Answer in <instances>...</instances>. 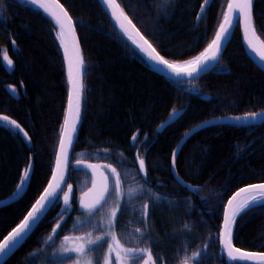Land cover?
<instances>
[{
    "label": "trees",
    "instance_id": "16d2710c",
    "mask_svg": "<svg viewBox=\"0 0 264 264\" xmlns=\"http://www.w3.org/2000/svg\"><path fill=\"white\" fill-rule=\"evenodd\" d=\"M57 1L74 23L84 57L81 125L67 184L74 186L71 167L80 153L116 168L121 187L123 176L132 171L142 193L127 208L142 213L140 221L135 213L128 224L140 229L142 248L151 253L149 264H178L187 251H197L201 264H236L221 249L223 216L235 193L264 184V124L213 123L192 134L178 152L175 173L195 192L179 186L170 168L176 146L193 127L264 113V73L247 57L239 28L218 70L177 86L122 39L98 0ZM229 1L212 0L198 20L204 0H115L155 51L178 65L209 47ZM252 13L255 35L264 47V0H255ZM68 99L67 64L55 22L28 1L0 0V114L19 123L31 138L29 142L0 121V203L13 198L22 173L32 166L22 198L0 208V242L50 182ZM175 112L181 116L164 129ZM140 159L145 161L143 175ZM70 204V213L57 219L64 206L59 201L5 264L54 263L63 238L81 215L75 194ZM127 208L121 205L116 222ZM233 244L264 253V204L236 217Z\"/></svg>",
    "mask_w": 264,
    "mask_h": 264
},
{
    "label": "snow or ice",
    "instance_id": "6c2138e0",
    "mask_svg": "<svg viewBox=\"0 0 264 264\" xmlns=\"http://www.w3.org/2000/svg\"><path fill=\"white\" fill-rule=\"evenodd\" d=\"M30 2L34 6H38L39 8H44V5L43 3H41V0H30ZM102 2L105 5H111L113 0H102ZM210 2L211 0H204L205 4H209ZM252 6H253V0H236L235 6L233 3H229L228 10L229 12L233 13L232 17L231 18L226 17L224 23L220 24L219 30L215 34V39L209 45L208 50H206L200 56H197L195 60L187 61L185 66H181L175 63H170L168 60L164 59L162 56L159 55L151 56L150 57L151 61L163 69L170 70V72L174 74L175 77H186L189 80L199 76L201 73L218 70L220 66L217 61V53L223 51L224 43L231 35V29L233 27L240 26L242 24L244 26L245 34H247L249 27L252 26L253 23ZM44 10L47 11L46 8H44ZM201 11H203V7ZM65 16H67L66 12H65ZM125 19L128 20V23L130 25L132 24V21L128 19L127 16H125ZM57 23H60L61 28H63V24L59 21V19H57ZM225 24H227L228 26L225 27ZM121 28L123 29V25H121ZM140 39L143 40L144 44L148 45V48H152V44H150L149 41L143 35L140 36ZM133 43L135 44V41H133ZM136 47L141 51H143L140 45H136ZM152 50L153 52L155 51L154 48H152ZM253 50L255 51V49ZM209 52H211V55H209ZM65 54H67V48H65ZM79 55H80L79 49H76L77 62L81 64V67H83L82 62L79 61ZM3 59L4 61L7 62L9 66L12 65L13 62L11 59L7 57V55H4ZM260 59L264 60V53L260 55ZM69 82L72 84V93L69 96L68 116L64 120V130H63L62 138L60 140L61 156L57 157L58 168L61 157L63 158L65 164H67L68 162V153L65 151V141H67V144L69 146L73 145L74 136L72 134L76 132L77 123L80 119L81 85L79 84L78 79L73 78L71 61L69 62ZM173 83L177 86H183L185 80L176 79L175 81H173ZM11 91L14 94L16 93L15 88H12ZM180 116H181L180 112H175L172 116H170L169 124L175 122V120H177ZM257 118H259L262 122H264V113L254 112L249 115H245L243 117L238 116L234 118V121L236 125H240L242 122L255 123ZM0 121L7 122L9 125L13 126L15 130H18V133L22 134L23 137L30 142L31 138L29 137L28 133L15 120H10L8 116L3 115L0 116ZM212 123L214 122L208 121L205 124L199 125V127L202 128L205 127L206 124H212ZM136 139H137L136 136L132 137L133 142H135ZM172 162H173V170H174L175 152L173 153ZM89 167L92 166L90 165ZM105 167L108 169L109 175L103 177L102 188L98 196L96 197L95 202L92 204L81 203V208L88 214L89 217H91L92 220L91 227H93L94 229L103 226L102 220L99 223L95 222L96 216H99L102 212L105 211V209H111L110 201H115L121 195L120 192L121 179L120 176L117 174V169L111 167V165H106ZM31 168L32 166L28 165L27 170H25L22 173L23 178L18 182L19 186L15 189L13 193V198L16 197L22 198L21 194L24 193V184L30 180ZM139 171L140 172L145 171V161L143 159L139 160ZM173 174L175 175V171L173 172ZM53 178L55 179V177ZM178 183H180L184 187H188L187 185H184L183 181L178 180ZM65 187L67 188V191H65L64 188L61 187V184L59 183H57L56 185L49 184L48 188L43 190V195H40L39 199H37L35 203L31 206V210L27 212V215L23 218V221L17 227L13 228L12 231L6 237H4L3 241L0 242V261H2L4 257L8 256L10 253H14L15 250H18V248L22 246V244L26 241V238L34 230V228L37 227L38 224L42 222L44 218H46V214L49 211L54 210L55 207L58 206L61 194L63 195L64 206L61 208L60 212L58 213L57 219H60L65 214L70 213L71 211L70 199L72 193V185L65 184ZM252 187L259 188L262 190L260 194V198L258 199L256 196H253L250 201H246L238 211L233 213L231 217H229L227 213H225L222 235L228 237L231 236V229L235 226L236 217H238L240 213L244 212L245 210H250L254 206H260L264 204V184L253 185ZM242 190H246V189H242ZM192 191L195 192V189H193ZM237 195H239V193H237ZM235 198L236 197L233 196L232 199L228 200L229 207H231L232 201L235 200ZM147 207L148 206L145 205V209H147ZM116 216H117V209H111L110 211L111 219L108 225L109 228L114 226V221L116 219ZM56 227L59 228L60 225L57 223ZM136 231L139 232L140 229L137 228ZM53 232L55 234V229L53 230ZM51 238L52 237H49V239ZM100 239H102V237L97 238V240ZM93 243H95V241H93ZM225 247L228 249L227 256L232 259H235V257H232L231 245L229 243H226ZM68 251L76 252L79 255L84 252V248L80 247L71 250H67V249L65 250V252ZM131 251L132 250L130 249L129 252ZM237 251H239V249H237ZM247 255L249 256V258H255L259 256L260 260L264 261V253H250ZM71 259H72L71 257H68L63 262V264H70ZM151 259H152L151 253H148V260L145 261L144 264H149ZM105 264H107V260ZM195 264H200V261L196 260Z\"/></svg>",
    "mask_w": 264,
    "mask_h": 264
},
{
    "label": "rangeland",
    "instance_id": "374dc122",
    "mask_svg": "<svg viewBox=\"0 0 264 264\" xmlns=\"http://www.w3.org/2000/svg\"><path fill=\"white\" fill-rule=\"evenodd\" d=\"M184 64L186 63L179 65ZM0 116H3V114H0ZM9 119L13 120L10 117ZM90 165L92 167H89ZM106 165L108 164L98 161L96 158H91L87 153L75 155L71 167L75 170L73 172V180L75 182L72 187L71 197L75 194V202H77V206L81 210V215L76 218V224L78 225L63 238L58 257H56L55 262L52 264H63L68 257L72 258L70 264H105L106 260L107 264H143L148 258L149 251L142 248V240L138 236L140 232L136 230L135 232L131 231L136 229V226L131 224L132 222L130 223L131 225L128 224L129 218L132 219L135 213L139 216L137 219L140 221L141 209L135 211L127 208L131 205L133 206L137 196L142 193L141 185L138 183L135 173L130 171L127 174L133 175L126 174L123 176L122 179L125 180V183H122V187L120 188V197L115 201H110L111 209H117V216L113 227L109 228L108 226L111 219V209H105L99 216H96L95 222L99 223L102 220L103 226L94 229L91 227V217L81 208V203L92 204L95 202L102 188L103 177L109 175V171L105 167ZM64 190L67 191V188L64 187ZM60 201L63 203L62 194L60 195ZM122 204L129 211L126 209L127 213L124 215V218L116 222L120 217L119 213ZM121 230L124 232H119ZM118 232L121 234H118ZM98 237H102V239L97 240ZM80 247L84 248V252L79 255L73 251L65 252L66 249L71 250ZM130 249L132 250L131 252H129ZM188 252L183 255L182 260L178 264H195L196 260H201L200 254L197 251H193L190 255H188Z\"/></svg>",
    "mask_w": 264,
    "mask_h": 264
},
{
    "label": "water",
    "instance_id": "95a60500",
    "mask_svg": "<svg viewBox=\"0 0 264 264\" xmlns=\"http://www.w3.org/2000/svg\"><path fill=\"white\" fill-rule=\"evenodd\" d=\"M98 1L101 4V6L103 7L104 11L109 16V18L111 19L112 23L114 24L116 30L118 31V33L122 37V39L128 45H130L135 50V52L158 75H160L162 77H166V78L171 79V80H174V81L176 79L185 80V83H188L190 81H194L196 79H199V78L203 77L205 74L211 72V71H208L206 73H201L199 76H197V77H195L193 79H190V80L188 78H186V77H175V75L172 74L170 72V70L163 69V68H161L160 66H158L157 64H155L154 62L151 61V59H150L151 56H155V55H159V54L156 51L153 52V50H152L153 47L152 48H148V45L144 44L143 40L140 39V36L142 34L137 30V28L133 25V23L131 25L128 23V20L125 19V14L122 12V10L118 6V4L115 2V0H113V2H112L111 5H105L102 2V0H98ZM211 2H212V0H211ZM211 2L209 4H205L203 6V11H200V13L198 15L199 19L202 17V14L205 13L207 7L210 6ZM254 2H255V0H253V6H254ZM41 3H43L44 8H46L47 11H45L42 8H39L38 6H35V7H37L38 9H40L41 11H43L44 13H46L55 22V24L59 28V32H60L61 37L63 36L65 38L66 44H67V46L69 48L68 49L69 50V57L68 58L65 57L66 64H67L69 96L72 93V84L69 82V62L70 61H71V64H72L73 78L78 79L79 84L81 85V93H80V119H79V121L77 123V130H76V132L72 134L74 136V143H73V145L69 146L67 144V141H65V151L68 153V162H67V164H65L63 158L61 157L60 164H59V168H58L57 167V159H56V164H55V168H54V171H53V175H52V178H51V180L49 182V184H52V185H56L57 183H59V184H61V187L64 188L65 187V184L67 183V178H68V167H69L70 156L72 154L74 145L76 143V140H77V137H78L79 128H80V125H81V106H82L83 79H84V57H83L82 48H81L80 42L78 40V36H77V32H76L74 23H73L70 15L66 11V9L57 0H41ZM229 3H233L234 6H235L236 0H230ZM253 6H252V12H253ZM65 12L67 13V16H65ZM232 15H233V13L229 12L228 7H227V10H226V13H225V16H224L223 23H224L226 17L227 18H231ZM57 19H59V21L63 24V28H61L60 23H57ZM121 25H123V29L121 28ZM227 26L228 25L225 24V27H227ZM237 27L239 28V32H240V36H241V41H242V46H243V49H244L247 57L251 60V62L261 72L264 73V60H261L260 59V55L262 54V52L257 48V45L255 44V42L252 39V31H251V29L254 32L253 23H252V26H251L252 28L249 27V29L247 31V34H245L244 26L242 24L240 26H236V27H233L231 29V35L225 41L224 47H223V51L217 53V61L219 62L220 59H221V57L223 56V54H224V52H225V50H226L229 42L231 41V38H232V36H233V34H234V32H235V30H236ZM254 34H255V32H254ZM133 41H135V44L133 43ZM249 42H250L251 46H250ZM136 45H140L141 48L143 49V51H141L140 49H138L136 47ZM76 49H79V53H80V55H79V61L82 62L83 67H81V64L77 62ZM253 49H255V51ZM78 69H79V71H78ZM67 116H68V105H67V111H66L65 118ZM235 117H238V116H235ZM235 117L219 118V119H215V120H212V121L214 123L235 122L234 121V118ZM239 117H243V116H239ZM205 123L206 122L201 123V124H205ZM245 123L256 124V125H259V126L264 124V122H262L259 118H257V120L255 121V123H252V122H245ZM171 124H169V122H168L165 125L164 128H167ZM201 124H199V125H201ZM199 125H197L194 128L190 129L183 136V138L181 139V141L176 146V148L174 150V152H175V162H176V158H177L178 152L183 147V145L186 143V141L190 138V136L192 134H194L196 131H198L199 129H201V127H199ZM206 125H208V124H206ZM63 130H64V126H63ZM193 130H195V131H193ZM62 135H63V131H62ZM61 138H62V136H61ZM58 156H61V153H60V145H59L57 157ZM172 161H173V154H172V160H171V168H170V170H171V174H172L175 182L179 186H181L182 188H186V189L192 190L193 189L192 186H190L189 184L185 183L182 179H180L179 177H177L176 173H175V175L173 174V172L175 171V168L173 170V162ZM143 173L144 172H142V174ZM53 177H55V179ZM178 180L179 181H183L184 185H187L188 187L182 186L180 183H178ZM46 188H48V186ZM244 189H246V190H239L237 192V193H239V195H237V193H235L233 195L236 198H235V200L232 201L231 207H229L228 206V203H227L224 214L227 213V215L229 217H231L233 215V213L237 211V206H238L239 202L244 197H246V196H248L250 194H256V193L257 194H259V193L261 194V191H262L261 189L254 188L252 186L246 187ZM24 192H25V190H24ZM23 194L24 193H22L21 196H23ZM232 197L230 199H232ZM19 198L20 197L11 198V199H9V200H7L5 202L0 203V208L3 207V206H7V205H10V204L16 202ZM223 223H224V216H223ZM35 229H36V227L34 228V230ZM33 231L29 234V236L26 238V240L30 237V235L33 233ZM222 233H223V224H222V231H221V237H220V244H221V249L224 252L225 257L229 261V263H236V264H264V261H261L260 258H259V256L255 257V258H249V256L247 254H250V252H246V251H243L241 249H239V251H237L238 248H236L234 246V244H233L234 227L231 229V236L230 237L224 236V235H222ZM226 243H229L231 245V248H232V257H235V259H232V258H230V257L227 256L228 249L225 247V244ZM20 247L18 248V250L20 249ZM18 250H15L14 253H10L8 256L4 257V259L2 261H0V264H5Z\"/></svg>",
    "mask_w": 264,
    "mask_h": 264
},
{
    "label": "bare ground",
    "instance_id": "6f19581e",
    "mask_svg": "<svg viewBox=\"0 0 264 264\" xmlns=\"http://www.w3.org/2000/svg\"><path fill=\"white\" fill-rule=\"evenodd\" d=\"M25 1H28L29 3H31L30 2V0H25ZM230 2V1H229ZM42 9H44V8H42ZM223 23V22H222ZM250 28H252V27H250ZM251 31H252V39H253V41L255 42V44L257 45V48L262 52V53H264V47H263V45L261 44V42L258 40V38L256 37V35L254 34V32H253V30L251 29ZM61 46H62V50H63V53L65 54V48H67V54H65V57H69V48H68V46H67V44H66V41H65V38L62 36L61 37ZM208 50V49H207ZM211 54V52H209V55ZM193 60H195V59H193ZM186 64H184V65H181V66H185ZM166 125V124H165ZM165 125L163 126V128L165 127ZM194 128V127H193ZM165 129V128H164ZM253 196H256L258 199L260 198V193L259 194H250V195H248V196H246V197H244L240 202H239V204H238V206H237V211L240 209V207L246 202V201H250L251 200V198L253 197ZM226 208V207H225ZM225 212V211H224Z\"/></svg>",
    "mask_w": 264,
    "mask_h": 264
}]
</instances>
